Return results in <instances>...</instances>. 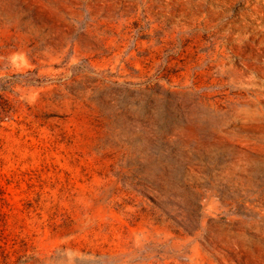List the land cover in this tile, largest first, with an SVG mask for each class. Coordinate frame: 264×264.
<instances>
[{"label":"rangeland","instance_id":"rangeland-1","mask_svg":"<svg viewBox=\"0 0 264 264\" xmlns=\"http://www.w3.org/2000/svg\"><path fill=\"white\" fill-rule=\"evenodd\" d=\"M0 264H264V0H0Z\"/></svg>","mask_w":264,"mask_h":264}]
</instances>
